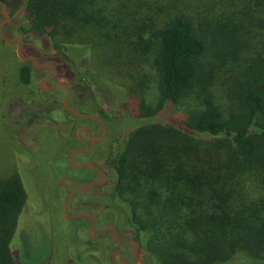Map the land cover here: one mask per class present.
Instances as JSON below:
<instances>
[{"label": "trees", "instance_id": "1", "mask_svg": "<svg viewBox=\"0 0 264 264\" xmlns=\"http://www.w3.org/2000/svg\"><path fill=\"white\" fill-rule=\"evenodd\" d=\"M0 1L56 49L92 50V58L64 59L60 75L71 85L86 76L98 87L107 78L130 93L121 115L133 130L105 165L114 197L144 232L148 257L264 264V0ZM146 65L158 83L155 105L144 97ZM20 77L31 85L32 66ZM224 78L229 89L220 97L213 88ZM20 115L31 141L62 120L49 109ZM131 123L116 129V121L108 134ZM27 201L19 173L1 184L0 264H16L11 243Z\"/></svg>", "mask_w": 264, "mask_h": 264}, {"label": "rangeland", "instance_id": "2", "mask_svg": "<svg viewBox=\"0 0 264 264\" xmlns=\"http://www.w3.org/2000/svg\"><path fill=\"white\" fill-rule=\"evenodd\" d=\"M6 11L11 19L8 22L9 26H5L2 32L8 40L31 31V23L28 18H20L18 13L10 7H7ZM4 19H6V15L3 13V5L0 4V23ZM27 40H31V38H27ZM32 41L41 46L42 44L49 45L47 40ZM18 47L19 42L7 44L0 37V187L7 178L19 173L28 194L27 204L11 243L14 260L16 264H86L85 261L91 263L94 260V255L89 247H97L102 250L103 245L105 246L101 256L106 259L109 256L107 253L115 249L114 243L108 239L106 242L102 239L92 240L89 237V225L87 223L85 225L81 218H76L71 222L65 219L64 204L69 197V192L63 189L60 182L64 176L77 179L81 185L87 184L92 179L90 177L93 174L89 168L80 171L72 167L70 154L75 149L88 148L90 145L89 142H81L78 139L80 126H90L98 134L101 131L100 126L93 120L83 119L64 110L62 103L67 97L65 88L59 87L47 92L40 88L43 78L51 74L50 70L32 67L31 85L23 84L20 72L25 65H30V63L20 59ZM57 52L63 59H69L70 62L73 60L75 63L79 60L76 55L78 52L83 55L87 53L91 58L93 56L91 49L84 52L81 48L62 47L57 48ZM23 54L27 56V51H23ZM91 65H97V62L92 63L91 61L89 66ZM145 68L146 73L149 74L148 80L146 78L144 80V77L141 78L140 74L137 78L145 81L147 87H145L144 97L147 98L150 105H155L159 98L157 79L151 66L146 65ZM80 70L83 74L88 73L83 66ZM66 74L71 75L70 73ZM107 75L113 76L109 72ZM59 80L69 83V80L62 76L59 77ZM116 80L119 81V79ZM54 82L43 83V87L49 88ZM218 82L220 83H217L213 90L217 92L218 96L224 97L225 90L228 91L229 85L226 87L224 84L225 78ZM75 85L76 89L73 94H77V97L78 94L83 96L82 100L76 96L72 98L70 106L85 114L102 117L107 123L108 133L113 131L111 125L116 121L118 124L117 127L114 126L116 129H121L131 123L126 115H121L125 109V97L130 94L124 86L104 78L98 82L97 87L86 76L75 80ZM219 88H224V90ZM192 94H200V90L198 89ZM191 103H193V98L184 101L176 110L182 111L187 104ZM28 108L52 110V114L56 118L62 119L61 123L58 124V127L42 128L33 137L34 141H31L19 123L20 114ZM37 122L39 123L41 120ZM132 124L128 130H123L118 135L108 134L104 142L96 145L90 155L91 160L99 166H104L119 156L125 148L128 134L133 130ZM81 137L89 139V134L82 132ZM80 161L79 158L75 160V163L79 165ZM105 170L107 171V169ZM65 184L70 186L68 183ZM87 195L91 198L85 197L82 193L76 196L70 214L93 213L100 220L99 229L108 223L131 224L129 206L114 197L110 185L103 190L99 188L89 190ZM52 209L53 214L51 215L49 212ZM48 234L53 240L48 238ZM46 235L47 237H45ZM52 245L54 252L52 259L42 260L37 257L38 254L41 256L46 252V248L51 250ZM83 256L85 261L80 259ZM96 260L100 261V259ZM109 261L110 257H108L107 263ZM147 264H158V262L150 256L147 259ZM230 264H247V262L240 258Z\"/></svg>", "mask_w": 264, "mask_h": 264}, {"label": "flooded vegetation", "instance_id": "3", "mask_svg": "<svg viewBox=\"0 0 264 264\" xmlns=\"http://www.w3.org/2000/svg\"><path fill=\"white\" fill-rule=\"evenodd\" d=\"M8 22L4 25L2 30L5 28V26H9ZM15 29H16V26H15ZM17 37L23 38V51L24 52L27 51V57H33L36 59L37 62L38 61L41 62V63L38 62L39 64H49V65L53 66V68L56 69L57 73L55 75V71L52 67L38 68V69H47V70L51 71V74L48 77L43 78L42 82H45L46 80H48V81L45 83H51V82L55 81L51 87H53L58 82H65L63 80H59V77H61L59 69L62 67V64L64 63V59L57 52V49L55 48L52 39L48 35L40 36V35L36 34L35 32L28 31V32H25L24 34H22L21 36H16L15 38H17ZM27 38H31V40H27ZM32 40H37V41L47 40L49 45L42 44V46H41L39 44H36ZM19 45H20V42H19ZM26 63H30L29 66L34 67L32 64V61H29ZM68 84L71 87V95H70V98L68 101V105L70 106V101L75 96L77 97V94H73L76 87L71 85L70 83H68ZM51 87H49V88H51ZM60 87L65 88L67 90V97H68L69 90L64 86H60ZM57 88H59V87H57ZM57 88H55V89H57ZM55 89H52V90H55ZM52 90H50V91H52ZM82 96H83L82 94H78L77 98H79V100H82ZM64 101H63V103H64ZM63 103H62V106L64 108ZM64 110H66V109L64 108ZM98 117H100V116H98ZM100 118L103 120V122L105 124V128H106L105 138L101 141H95L94 146H92V143H91L92 138L102 137L103 127H104L103 124L100 123L99 121L93 120L94 122H96L100 126L101 131L99 134L95 133L94 129L90 126H86V125L80 126L78 139L81 142H89L90 145L88 148L75 149L74 151H76V150H84V151L76 153L74 156V159L77 160L80 158L81 161H80L79 165H83L87 162H93L95 164L96 168L99 169L103 173V175L105 176V182L101 183V184H95L91 188L87 189L86 191H82L78 188L81 186L88 185L89 183H91L94 180H98V179L102 180V178H103L102 175L99 172H97V170L91 166H87V167L82 168V169H77V170L83 171V170L89 168L92 171L93 175L91 174L92 177H90L92 179L85 185H81L79 183L80 181H78L77 179L66 177V176L62 177V179L60 180L61 186L63 187L64 190L69 192V197L64 204V217L66 220H68V222H71L72 220H75L76 218H81L82 219L81 221H83L85 225H86V223L89 225V237L92 240H98V239L101 240L102 239L105 242L108 240L109 241L111 240L112 243H114V245H115V249L112 250L111 252L107 253V255H109V256H107L106 259H104L101 256V253H102L105 245L102 246V250L97 249V247H94V248L89 247V250L94 255L93 256L94 260L91 263H89V262L85 261V257L83 256V258H80V259H82V261L84 260L86 262V264H147L148 255L144 249V232H140L136 227H134L133 225H131L129 223L126 225L125 224L124 225H118L115 223H108L107 225H105V227L99 229L101 226L100 220L93 213L81 212V213H90L91 215H93L95 217L96 224L91 218H82V217H75L74 218L73 217V216L81 214V213L70 214V210L72 209L71 207L74 204V201L77 198L76 196L79 193L84 194V196L87 198H91L90 196L87 195L89 190H92L94 188H99L100 190H103L104 188H106L108 186L109 177H108V172L105 170L106 165L99 166L94 161H92L90 158V155L93 153L96 145L98 143L104 142L108 136L107 123L102 117H100ZM83 119H85V118H83ZM82 132H87L89 134V139L82 138L81 137ZM65 183H68L70 186H67ZM76 185L78 187H76ZM72 190L75 191V194L73 196L72 201L69 203L68 201L72 196ZM68 203H69V205H67ZM67 206H68V213H67ZM49 213H51V215H52L53 209L50 210ZM93 227H94V229H93ZM111 227H114V228H111ZM77 232H78V230H77ZM115 234H116L117 240H115V238H114ZM45 237H47V235ZM48 238L53 240L50 234H48ZM105 249H106V247H105ZM53 253L54 252H53V245H52L51 250L49 248H46V252H44L41 256L38 254L37 257L41 258L42 260L43 259L50 260L54 256ZM108 257H110L109 263H107ZM96 259H100V261H97ZM101 259H103V261H101Z\"/></svg>", "mask_w": 264, "mask_h": 264}, {"label": "water", "instance_id": "4", "mask_svg": "<svg viewBox=\"0 0 264 264\" xmlns=\"http://www.w3.org/2000/svg\"><path fill=\"white\" fill-rule=\"evenodd\" d=\"M0 4H2L3 5V13L6 15V19L4 20V21H2L1 23H0V37L7 43V44H14V43H16V42H20V45H19V47H18V56L20 57V59L22 60V61H24V62H29V61H32V64H33V66L35 67V68H48V67H52L53 68V66H51V65H49V64H39L37 61H36V59L35 58H33V57H27V56H24V54H23V38H21V37H17V38H13V39H11V40H8L6 37H5V35L2 33V28L4 27V25L11 19V16L7 13V4L5 3V2H3V1H0ZM54 69V71H55V75H56V69L55 68H53ZM55 77V76H54ZM48 80H46L45 82H47ZM45 82H41V84H40V88H42V90H44V91H50V90H52V89H55V88H57V87H60V86H64V87H66L68 90H69V95H68V97L65 99V101H64V103H63V105H64V108L67 110V111H69V112H71V113H74V114H76L77 116H79V117H81V118H85V119H90V120H96V121H99L100 123H102L103 124V134H102V137H100V138H92V146H94V144H95V141H101V140H103L104 138H105V135H106V128H105V124H104V122H103V120L100 118V117H98V116H96V115H89V114H85V113H83V112H80V111H78V110H76V109H73V108H71L69 105H68V101H69V98H70V95H71V87H70V85L68 84V83H66V82H58V83H56L53 87H51V88H44L43 87V83H45ZM82 151H84V150H76V151H73L71 154H70V163H71V165H72V167L73 168H75V169H82V168H85V167H87V166H91V167H93L94 169H96L97 170V172H99L101 175H102V180H94V181H92L91 183H89L88 185H85V186H81V187H78L77 185H76V187H78L80 190H82V191H86L87 189H89V188H91L93 185H95V184H101V183H104L105 182V176L103 175V173L99 170V169H97L96 168V166H95V164L93 163V162H87V163H85V164H83V165H77L76 163H75V159H74V156H75V154L76 153H78V152H82ZM74 194H75V191H73L72 190V196H71V198L69 199V203L72 201V199H73V196H74ZM69 203L67 204V205H69ZM67 213H68V206H67ZM74 218L75 217H82V218H91L94 222H95V224H96V220H95V217L93 216V215H91L90 213H81V214H78V215H75V216H73ZM111 228H114V227H111ZM93 229H94V227H93ZM92 229V230H93ZM114 238H115V240H117V238H116V234H115V236H114Z\"/></svg>", "mask_w": 264, "mask_h": 264}]
</instances>
